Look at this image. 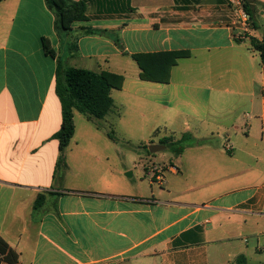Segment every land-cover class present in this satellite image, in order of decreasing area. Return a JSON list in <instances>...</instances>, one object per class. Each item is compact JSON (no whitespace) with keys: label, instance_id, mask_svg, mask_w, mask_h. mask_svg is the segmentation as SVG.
Returning <instances> with one entry per match:
<instances>
[{"label":"crops","instance_id":"0c3cea01","mask_svg":"<svg viewBox=\"0 0 264 264\" xmlns=\"http://www.w3.org/2000/svg\"><path fill=\"white\" fill-rule=\"evenodd\" d=\"M84 1L88 20L59 33L46 0H0V239L18 264H264V61L251 43L264 0L248 29L231 0ZM42 38L72 67L124 78L96 133L75 129L61 171L57 59ZM172 52L189 55L168 82L140 78L134 55H158L164 71ZM104 125L122 141L181 128L199 142L147 171V195L125 191Z\"/></svg>","mask_w":264,"mask_h":264},{"label":"trees","instance_id":"16d2710c","mask_svg":"<svg viewBox=\"0 0 264 264\" xmlns=\"http://www.w3.org/2000/svg\"><path fill=\"white\" fill-rule=\"evenodd\" d=\"M46 3L55 13V28L59 33L69 32L73 29L75 23L88 20L87 3L84 0H46ZM242 3L252 17L259 9V3L256 0H242ZM255 28H257L256 25ZM84 32L91 34L95 30L86 29ZM251 43L253 49L260 54L264 61V37L261 41L252 38ZM42 44L45 54L57 59L55 92L61 102L62 124L60 130L54 135V138L58 140L61 151L58 163L59 170L61 171L65 166L64 152L75 135V111L86 115L89 119H104L114 107L112 91L113 89H121L124 78L106 71L95 72L72 67L67 61L58 57L49 39L42 38ZM161 55L168 58L166 59L167 63L164 71L162 62L157 63L152 60L154 56L157 57L158 55H134V59L141 69V79L168 82L171 67L177 64L178 58L188 56L189 52H172ZM185 140L190 141L192 137L183 136L177 142L173 141L171 137H164L160 143L171 148L176 155H180L184 152L185 146H177V144ZM44 201L45 196H39L35 202V209L42 207ZM19 258V254L5 240L0 239V264H18ZM237 263L246 264V260L244 257H241Z\"/></svg>","mask_w":264,"mask_h":264},{"label":"rangeland","instance_id":"374dc122","mask_svg":"<svg viewBox=\"0 0 264 264\" xmlns=\"http://www.w3.org/2000/svg\"><path fill=\"white\" fill-rule=\"evenodd\" d=\"M89 118L82 114L76 113L75 116V126L77 128V136L78 137H86L91 134H95V124H104L101 123L99 119L92 118L90 119L91 122L88 121ZM100 134L104 135L105 133L108 134L112 139H114L122 148V156L117 155V158H113L112 166H117L118 168H122L124 171V189L128 191L130 188L135 191L133 186L137 183L140 187V192L149 195L151 193L152 186L157 188L158 185L153 183L150 178V175L147 171L151 169H155L158 167L160 170H164L167 166L170 165V162H174L175 164L180 161L176 154H174L171 148H165V150L158 151L156 153H151L149 147L151 145L159 144L158 138L155 136H151V143L152 144H144L145 142H140L137 138L124 139L123 141L120 140L121 137L119 133L116 136V133H113L111 129L108 128L107 125H104L103 128L100 130ZM183 130L181 128H176L175 133H170V136H173L175 142L180 141L182 136ZM112 135V136H111ZM117 137V138H116ZM198 139V138H197ZM196 138L192 137V140H185L177 144V146H185V145H192L197 140ZM120 140V141H119ZM194 140V141H193ZM143 141V140H142ZM164 145V144H159ZM195 145V144H194ZM111 160V159H109ZM186 161V160H185ZM87 165L89 166H98L97 164H92V162H88ZM129 173V174H128ZM133 173V174H132ZM161 174V173H158ZM257 244V240L255 238L251 239L250 247L253 249ZM264 246V241L262 242ZM264 259V256L263 258ZM250 264H252V260H248Z\"/></svg>","mask_w":264,"mask_h":264},{"label":"built area","instance_id":"2783aa9c","mask_svg":"<svg viewBox=\"0 0 264 264\" xmlns=\"http://www.w3.org/2000/svg\"><path fill=\"white\" fill-rule=\"evenodd\" d=\"M231 2L238 8V21L241 23L242 27L244 29L250 28L252 24L251 15L244 8L242 0H231ZM240 36L239 34V37Z\"/></svg>","mask_w":264,"mask_h":264},{"label":"water","instance_id":"95a60500","mask_svg":"<svg viewBox=\"0 0 264 264\" xmlns=\"http://www.w3.org/2000/svg\"><path fill=\"white\" fill-rule=\"evenodd\" d=\"M165 148H166L165 145H159V144H157V145H151L149 147V150H150L151 153H156L158 151L164 150Z\"/></svg>","mask_w":264,"mask_h":264}]
</instances>
